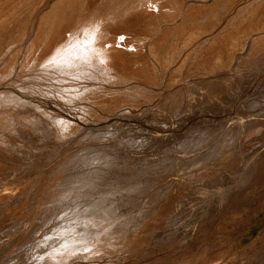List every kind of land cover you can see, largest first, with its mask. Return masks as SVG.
<instances>
[{
    "label": "rangeland",
    "instance_id": "obj_1",
    "mask_svg": "<svg viewBox=\"0 0 264 264\" xmlns=\"http://www.w3.org/2000/svg\"><path fill=\"white\" fill-rule=\"evenodd\" d=\"M214 1H185L186 6L191 3V5L194 3L195 7L197 4L198 6L203 4V7L205 4L208 5L212 16L213 14L214 17L218 15L214 20L216 24L214 22L215 26L210 33L209 31L206 34L200 33L201 38L196 33L191 35V37L196 35L194 38L197 37V39L195 40L192 37L190 43L183 42L189 44L187 47L181 43L184 50L165 66L166 68L163 67L162 61L156 58L157 62L151 57L146 42L147 44L143 50L147 62L146 66L148 64L150 68L153 66L154 69L147 68L153 71V74L156 73L155 78L158 76V83L152 84V82H146L139 78H133L131 81L125 82H112L107 79L101 70L98 71L88 67L89 69L85 70L84 73L67 74L57 71L38 76L34 79L35 83L33 82V84L35 85L31 84L36 89L32 87L31 89L30 86L29 88H23L19 87L24 85L23 81L20 85V73L17 77L14 75H18V72L23 69L21 67L17 71V68L22 66V57L29 51L27 46L28 43L32 42L33 34H31L32 38L30 37L29 41L26 42V47H22V51L19 45V49L17 46L12 47L11 54L8 51L3 52L4 55L0 54V57L3 55L2 59L0 58V73L2 72L4 76H2V73L0 74V88L3 87L7 90L10 88L12 91L15 90L19 94L21 93L20 99L16 97L15 100L2 106L3 109L5 107L4 110L0 108V114L10 123L5 124L2 122L3 125L2 123L0 125V140H2L0 141V208L3 205V207L8 206L7 209L11 211L9 214H0V242L2 243H0V250L3 249L0 251L1 264H16V261L13 263V258L16 259L15 256L17 255L15 253L16 248L15 251L9 250V247L8 251L7 248H4L7 239L13 234L8 230L12 225L9 221H14L16 217L32 212L34 207L40 204L42 196L39 195V191H36L39 186L36 187L34 184H40L41 181L46 182L49 177L54 175L56 168L67 157L85 155L88 160L80 168L86 170L88 165H101L105 161L103 159L112 152L118 155L116 164L108 167L103 175L105 179L109 177L113 183L109 189L100 191L99 195L108 196L116 212L103 223H98L96 220L90 219L89 216L81 215L80 218L75 219V216L80 212L79 210H91L94 204L91 199L75 200L69 198L68 202L64 203L66 209L63 213V217L67 218L68 225L66 224L64 227L52 222V225L45 227L46 229L40 233L39 239L41 237L40 240L49 237L58 239L61 251L67 244L66 241L69 236L74 235V226L83 222L89 227L90 223L97 222L96 225L102 224V228L96 239L100 244H105L104 241L109 243V241L115 239L117 241H114L116 248L113 247V243H110L115 251L105 255L101 254L103 257L100 256L101 258L99 257L100 259L97 260L83 258L67 264H264V47L260 45L261 41L255 42L256 45L253 47L254 41L252 39L254 36L255 38L261 37L259 35L263 36L264 32L256 36L254 32L257 31H253L248 38L246 37V41L235 42L236 47H231L233 44L231 40L230 47L231 49L234 47L235 50L232 49V51L228 47L230 55L225 54H228V51L223 52L224 59L222 58L213 64H211L212 62L209 63L212 68L208 64V66L204 65L205 67L201 64L203 68L197 65L198 61L202 62L203 55L201 53L204 50H207L208 53L204 51L203 54H211L210 52L216 44L212 42H215L217 36H229L238 28L240 22L242 24L243 21L245 22L246 19H251V17L256 19L258 14L251 13V6L257 5V3L262 6L264 0H255L254 2H251L252 0H235L233 6L231 5L229 9L224 10L219 7L220 4L216 1L214 4ZM11 8L7 11H11ZM215 12H220L221 17ZM183 16L185 17V14L180 17L176 16L175 23H179ZM195 17H198V15ZM249 19L246 20L247 23L250 22ZM163 22L166 23L167 21ZM170 22L167 23L172 25L174 20H170ZM165 23L160 27L161 30L167 27L168 24ZM170 25L169 27H171ZM144 29L140 25L131 27L130 34L135 35L144 32ZM161 30L156 33H161ZM252 35L254 36L252 37ZM263 42L264 40H262ZM203 43L205 46H203ZM209 43L213 44L209 45L210 48L208 47ZM202 47L209 48V50H203ZM255 48L262 52L254 53L257 50H254ZM15 51L18 53L17 56H15ZM213 52H215L214 49ZM187 55L190 56L185 57ZM252 55L254 58H252ZM244 58L251 60L248 61L249 63H243ZM7 60L11 61L8 63L9 66ZM223 60L225 65L222 64ZM11 63L15 67L13 64V67L10 66ZM151 64L153 65L151 66ZM7 66L9 67L8 70H6ZM10 67L14 68L13 72ZM9 70L10 74L8 76L13 73L11 77H15L16 81L11 82L9 81L10 77H6L5 74H8ZM161 70H164L161 73L162 75L160 74ZM170 79H173V82H170ZM37 83L42 85L41 88H38L40 86ZM136 85L142 88H140L141 91L139 90L142 94L138 92L139 88ZM39 89L43 91L40 93L41 90L38 91ZM118 90L125 92H115ZM142 90H146L144 91L146 94ZM110 92L113 93L112 96H108ZM126 92H128L129 97H126ZM114 94L115 96H113ZM136 94H138V97H136ZM68 95L71 101L63 98ZM117 95L121 96L120 99L124 102L128 100L125 103L122 102L124 104L121 103V106H119L120 104L110 100V98H115ZM174 95L177 96L175 99ZM10 103H13L14 106ZM51 115H54L58 120L51 118ZM64 119L73 123V130H68V127L60 122ZM240 119L241 121H239ZM236 120L242 124L240 123V125ZM238 124L239 127H237ZM200 129L203 131L209 129L208 132L205 131V134L211 130L214 135H211L210 132L209 136L212 137L204 135L203 145L195 146L197 148H188V142L192 141L190 137L200 136L197 133ZM232 129L235 131H232ZM92 145H97V147ZM89 146L91 147L88 148ZM183 155L185 156L183 157ZM167 156L168 158L172 156L173 163L176 162L172 166V170L170 167L169 172L166 169H161V167L158 168ZM176 157H178L177 160ZM181 158L185 161H180ZM159 162H161L159 166H153L154 168L149 166L151 173L155 171L153 174L150 173V182L152 183L149 187L147 186L148 189L144 187L146 189L139 192L136 185L129 189L128 194V192L125 193V190L119 188L120 183L118 181L120 179L124 177L139 178L149 168L146 167L147 164ZM178 162L186 163L178 164ZM71 165L64 171L67 173L79 171L78 165L74 164L76 167ZM142 168L143 170L140 171ZM152 168L154 170H151ZM67 169L68 171H66ZM75 169L77 170L75 171ZM56 173L55 175H58V172ZM59 173L62 174L60 171ZM145 173L149 175V172L145 171ZM148 175L143 176L148 177ZM164 184L166 186L165 191L151 200L153 191ZM43 186L39 189L42 190ZM26 194H31V197L27 200L22 201L21 198H17L19 195H24L22 197L24 199L27 196ZM130 194L132 196H143L142 198L145 201L147 200L145 202L146 210L144 208L142 214L139 213V205L126 200L128 195L131 197ZM99 195L98 197H101ZM57 216V219L60 218L59 214ZM121 217L123 219H120ZM144 226H147L146 230ZM88 227L87 229H89ZM105 229L108 231H105ZM144 232L148 233L145 234ZM109 235L112 237H109ZM146 236H149L148 239L145 238ZM97 240L94 241L98 243ZM108 243L106 242V244ZM100 244L98 245L100 246ZM102 244L100 248L107 246ZM19 245L21 246V243ZM20 246L16 245L17 248ZM20 248L23 249V246ZM64 249L61 253L65 252ZM47 261L45 260L44 264ZM49 261L47 264L51 263ZM55 262L54 264H65L62 263L64 261Z\"/></svg>",
    "mask_w": 264,
    "mask_h": 264
},
{
    "label": "bare ground",
    "instance_id": "obj_2",
    "mask_svg": "<svg viewBox=\"0 0 264 264\" xmlns=\"http://www.w3.org/2000/svg\"><path fill=\"white\" fill-rule=\"evenodd\" d=\"M185 1L186 0H0V54H3V52H5V51H8L10 53V50H12V47H15V46L18 47L19 45L21 46V48L18 47V49L19 48H20V50L23 49L24 46L26 47V45H25L26 42L29 41L30 37L32 36L31 34H33L32 42L30 44L28 43V46H27L29 48V51L27 52L25 50L26 48L24 49L27 53L26 54L24 53L25 56H23L21 59L22 60V66H19L20 68H17V71L19 69H21V67H23V69L21 72L20 71L18 72V75H14L17 77V76H19V73H20V76H19V77H21L20 85L23 82H24L23 83L24 85H21V86H19V84H17V85L19 87H23V88H25V87L29 88V86H30V88L31 87L34 88V86H31V84L35 85V84H33V82H34V79L38 76L46 75L48 73H53V72H57V71L67 73V74H71V73L77 74L76 72L84 73L85 70H87L89 68L96 69L98 71L101 70V72L103 74H105L107 79L112 81V82H125L128 80L131 81V79H133V78H136V79L139 78V79L145 80L146 82H152V84H153V83L157 82L158 76H157V78H155L156 73L154 72V74H153L152 73L153 71L149 70V68H150L149 64H148V66H146L147 62H146V58H144L143 50H144V47L147 43H148L147 48H148V50H150L149 53H150L151 57L153 59H155V61H157L156 58L159 59L160 61H162L161 63L164 65L163 67H165L172 60H174L178 56V54L180 52H182V50H184L182 48V44L190 43V40L192 39V37L194 38L196 35L198 36L200 33L206 34V33H208L207 31H209V33H210V31H212V29L214 28V26L216 24V22L214 20H215V18H217L218 15L216 17H214V14H213V16H212V12L208 9V5L205 4L207 1L206 2L204 1L205 2L204 4L206 7L205 6L203 7L202 3H200V4H202L201 6L200 5L198 6V4L197 5L195 4L196 7L194 6V3H193V5H191L192 3L191 4L189 3L190 5L186 6ZM188 1H190V0H188ZM197 1L202 2L203 0H197ZM215 1L218 4H220L219 7L222 10H224L226 8L229 9V7L233 4V2L235 0H215ZM215 1H214V4H215ZM254 1L255 0H252L251 2H254ZM260 1H262V0H260ZM259 4L257 3V5H255V6L252 5L253 7L251 6V13L254 15L258 14L256 19H254V17L253 18L251 17L253 22L251 21V19L248 18L250 20V22L248 21V23H247L246 20H248V19H246V20L244 19L245 22L243 21L242 24L240 22L239 23L240 27L238 26V28L235 29V31L232 34H230L229 36H224V35L223 36L221 35L220 37L217 36V38H216L217 40L214 37L215 42L210 41L212 43H216V44H214L215 46H213L214 47L213 49L215 52L212 53L213 49L212 50L210 49L211 52L210 51L209 52L211 54H207L208 51L204 50V49L209 50V48H210L209 45L212 43L208 44L209 48L202 47L205 52L207 51V53L203 54L204 51L202 50L203 52L201 53V55H203V59L201 58L202 62L200 63V61H198L197 65H200V67H202L201 66V64H202L203 67H205L204 65H207V64L209 65V63H211V62H212L211 64H213L214 62L216 63L220 59L225 58V57H223V52L228 51V54L227 53H225V54L229 56L230 50H232L234 48L233 47L231 49V47L232 46L236 47L235 42L238 43L239 41L241 42V40L246 41V39L249 37V34L252 33L253 31H257V32H254L256 36L258 34H262L264 32V7H262V6H264V4L262 6H260ZM209 5H211V3H209ZM249 6H250V4H249ZM10 7H12L11 8L12 10L7 11V9H9ZM243 7H246V6H243ZM247 9H248V6H247ZM213 10H214V8H213ZM219 13H216V14H219ZM178 14H180V15H178ZM184 14H185V17L183 16L182 19L180 18L181 19V20H179L180 22L176 21V22H179L176 24L175 23V20L177 18L176 16L180 17L181 15H184ZM197 15H198V17H195ZM219 16H220V14H219ZM170 20L171 21L174 20L173 23H175V24L172 23V25H170L171 24ZM221 20H222V18H221ZM163 21H167L168 23L170 22V24H168L166 22L168 24L167 25ZM214 22H215V24H214ZM163 23H165L167 25V27L165 29L161 30L160 27L162 26ZM245 23H247V24H245ZM139 25L143 26V28H145L144 29L145 31L141 32V33L140 32L136 33L135 35H131L130 34V28L135 27V26H139ZM166 25H164V26H166ZM169 25L171 27H169ZM217 25H218V21H217ZM113 27H114V29H113ZM15 30H16V33H15ZM160 30H161V33H156V32H159ZM195 33H196V35L191 37V35H194ZM142 34H144V35H142ZM253 36L254 35H252V37ZM259 36H261V37L255 38V36H254V38H252L250 36V39L252 38L254 41L253 47L256 45L255 42H257V41H259V42L261 41L260 45H262V47H264V44H263L264 42L262 43V40H264V35L263 36L259 35ZM199 37H200V35H199ZM208 38L209 37H207V39ZM194 39L196 40L197 37ZM233 39H235V40H233ZM187 40H188V42H186ZM208 40H210V39H208ZM201 41L205 43V41H203V40H201ZM221 41H223V42H221ZM230 41L233 42V44L230 43ZM191 43H192V41H191ZM204 43H203V46H205ZM244 44H245V42H244ZM179 45L181 46V48L179 47ZM188 45L189 44H184V46H186V47ZM230 45H231V47H230ZM257 45H259V44H257ZM251 46H252V43H251ZM228 47H230L229 48L230 50H228ZM259 49H260V46H259ZM20 50H18V51H20ZM233 50H235V49H233ZM254 50H256V51H254ZM254 50H253L254 53L255 52L258 53V51H261V50H258V48H255ZM194 51H196V50L194 49ZM8 52H6V53L8 54ZM190 52H192V51H190ZM190 52H188V53H190ZM254 53H253V55H254ZM7 54H6V56H7ZM15 54L14 55L17 56V54H18L17 51H15ZM19 54H20V52H19ZM251 54H250V56H251ZM14 55H12V57H14ZM226 55H224V56H226ZM189 56L190 55H187L185 57H189ZM195 56H197V55H195ZM12 57H11V61H12ZM18 57H19V55H18ZM252 58H254V56ZM244 59H245V61L243 60V63L251 60L248 58H244ZM246 59H248V60H246ZM13 60H14V58H13ZM16 60H17V57H16ZM11 61H8L7 65ZM160 61H159V63H160ZM13 62L16 64L15 61H13ZM224 62L225 61L223 60V63H222L223 65H225ZM12 64L13 63H11L10 66H12ZM20 64H21V62H20ZM16 65H18V64H16ZM152 65L153 64H151V66ZM8 66H7L6 70H8V68H9ZM13 66H14V64H13ZM160 66H161V64H160ZM249 66H251V65H249ZM5 67H6V64H5ZM5 67H4V69H5ZM147 67H149V68H147ZM154 67L156 68V66H154ZM163 67H162V69H163ZM195 67H196V65H195ZM209 67H210V65H209ZM222 67H221V69H222ZM152 68H153V66H152ZM152 68H150V69H152ZM197 68H199V66H197ZM210 68H212V67H210ZM4 69H3V72H4ZM159 69H161V68H159ZM10 70H12V72H13L14 68L10 67ZM10 70L8 71L9 73L6 71V73H8V74H5L6 77L10 74ZM156 71H158V70H156ZM161 71H160V74L163 73L164 70L162 72ZM191 71H193V70H191ZM239 71H240V69H239ZM173 72H175V71H173ZM12 74L13 73H11V76H12ZM90 74H91V72H90ZM92 74H94V73H92ZM160 74L158 73L159 76H160ZM172 75H173V73H172ZM2 76H3V73H2ZM11 76H8V78L10 77L9 81H11V82L16 81L15 80L16 78L15 77L12 78ZM244 77H242V78H244ZM160 78H159V80H161ZM181 78H182V76H181ZM175 79H176V76H175ZM6 80H7V82H9L7 78H6ZM18 80H19V78H18ZM172 80L170 79V82H173ZM182 82H184V81H182ZM171 85H172V83H171ZM39 86L40 87H38V88H41L42 85H39ZM213 86H214V84H213ZM140 88L138 89V92H139V90L141 91L142 88L141 89ZM34 89H36V88H34ZM43 89L45 90V88H43ZM77 89H79V88H77ZM40 90L41 89H39L38 91H40ZM20 91H21V89H20ZM24 91H25V89H24ZM42 91L43 90H41L40 93ZM130 91H131V89H130ZM133 91H136V90H133ZM144 91H146V90H144ZM144 91L142 90L143 93H144ZM35 92L38 93L37 91H35ZM50 92H52V91H50ZM115 92H122V91L118 90ZM123 92H125V91H123ZM139 93L142 94L141 92H139ZM20 94L15 90L12 91L10 88L8 90L3 88V87L0 88V106H1L0 108L3 109L2 106L5 103H9V102L15 100L16 97L19 98L21 96ZM31 94H32V92H31ZM46 94L48 95L47 91H46ZM109 94H108V96H112L113 93L110 92ZM127 94H128V92H126V95ZM129 94H131V93H129ZM138 94H136V97H138L137 96ZM144 94H146V93H144ZM149 94H147V95H149ZM132 95H134V94L132 93ZM42 96H44V95H42ZM113 96H115V94ZM80 97H82V96H80ZM116 97L115 98L112 97V98H110V100L113 102H116L117 104H120L119 106H121V103L124 101H122V99H120L121 96H118L119 98L118 97L116 98ZM126 97H129V96L127 95ZM175 97H177V96L174 95V99H175ZM63 98L66 100H70L69 95L66 97H63ZM19 99H17V100L21 101ZM146 99H147V97H146ZM134 101H135V98H134ZM14 102H16V101H14ZM18 103H20V102H18ZM124 103H122V105ZM11 105H13V103ZM131 106H133V105H131ZM4 109H5V107H4ZM45 109H43V110H45ZM12 113H14V112H12ZM8 118H11V117H8ZM51 118H56V117H54V115H51ZM56 119L58 120V118H56ZM248 120H246V122H248ZM239 121H241V119ZM239 121L237 122V120H236L237 123H239ZM2 122L5 124H10L9 121L5 120V118L2 116V114H0V125ZM11 122H13V121L11 120ZM56 122H58V121H56ZM60 122H63L64 125L66 127H68V130H73L74 125L71 121L64 119V120H61ZM3 123H2V125H3ZM21 124H22V122H21ZM239 124L237 127H239ZM243 126H245V125H243ZM205 128H207V127H205ZM205 131L208 132L209 129L205 130ZM205 131H203L201 129L199 131H197L198 135H200V136H197L196 134H195L196 136H193L194 135L193 134L192 135L193 137H190V139L192 141L191 142L187 141L189 143L188 148L195 147V146L198 147L202 143L204 144V142H203L204 141V135L209 136L210 132H211V135H214V132L211 130L207 134H205ZM232 131H235V130L232 129ZM233 134H235V133L233 132ZM158 136H156V137L158 138ZM156 137H154V139H156ZM209 137H212V136H209ZM0 141H2V140H0ZM5 141H4V143H5ZM161 141H163V140H161ZM164 143L167 144L166 142H164ZM92 146L97 147V145H92ZM90 147L91 146H89L88 148H90ZM197 147H195V148H197ZM168 150L170 151V148ZM117 156H118L117 153L112 152L103 159V160H105V161H103V163H102V161H100L102 163V164L100 163L101 165H99V166L88 165V169L86 167V170H83L80 168V167H82L83 163L87 162V160H88L85 155L67 157V159L65 161L60 163V165H59L60 168H59V166L56 168L54 175L57 174L56 172H58V175H55V176L53 175V176L49 177L47 179L48 181L46 180V182L41 181L40 184H34V186H36V187L37 186L41 187L42 185H44L42 187V190L39 189V187H37L38 189L36 190L37 192L39 191V195L42 196V197L40 196L41 197L40 204L36 205L34 207V210H32V212L24 214L21 217L20 216L16 217L14 219V221H9L12 225L8 228V230L10 232H12L13 234L11 237H9L7 239L8 241H7V244L5 243L6 247H4V248H7V251H8V247H9V250H14L16 248L17 252L15 250L14 251L17 255L15 253H13L16 255L15 256L16 259L13 258L14 259L13 263H15V261H16V264H44L45 260L49 261V259H50V261H51L50 264H54L55 261L56 262L57 261H61V262L64 261L62 263L67 264L69 262L70 263L75 262L76 259L81 260L83 258L84 259L87 258L90 260H97V259L101 258L100 257V256H102L101 254L105 255L106 253L109 254V253H111V252L113 253V251H115L113 249V247H115L114 246L115 239H114V241L111 239L113 242L109 241V243H108V241H106L108 244H106V242L104 241V243L107 246H104L105 244L101 243L104 246V248H100L101 244L96 238H98L97 237L98 232L101 230L102 224L96 225V223L97 222L103 223V221L109 219L116 212V211H114V206L111 204V200L109 199V197L103 196V195L101 196L99 194L101 193L100 191L109 189L112 186L113 181H111V179L109 177H106L108 179H105V176L103 175V173L108 167L116 164V160L118 158ZM184 156L185 155H183V157ZM171 157L172 156H169V158H168V156H167V158H165V160H164L165 162L163 161L161 166H159L161 163V162H159V163L147 164L148 166H146V167L159 166L158 168L161 167V169L162 168L164 170L166 169V171L169 172L170 167L172 170V166L176 163V162L173 163V160ZM177 158L178 157H176V160H177ZM187 158H189V157H187ZM170 159H171V161H170ZM188 160H186V161H188ZM180 161H185V160H182V158H181ZM182 163L178 162V164H182ZM184 163H186V162H184ZM71 164L78 165L77 168L79 167V169H78L79 171L74 172V173L73 172H70V173L65 172L64 170L66 168H68ZM73 165H71V166L73 167ZM150 167L147 170L144 169L145 171H147V173L149 172V175L146 174L145 171L143 172V175H148V177L143 176V175H141L139 178L138 177H132V178H130V177L125 178L124 177L123 179H120L118 181L120 183V187L119 186L118 187L122 190H125V193L128 192V194L130 192L129 189L135 187L136 185H137L136 188H138L139 192L144 191L147 188V186L149 187L150 184L152 183V182H150V177H151L150 176V173H151ZM143 168L140 171H142ZM153 168L151 170H154ZM156 169H157V167H156ZM76 170L77 169H75V171ZM59 171L62 174H60ZM63 171H64V173H63ZM66 171H68V169ZM69 171H71V170H69ZM154 171H152L151 174H153ZM159 171H160V169H159ZM1 172H2V170H1ZM144 187H146V188H144ZM165 187H166L165 184L160 185L159 188H157L153 191V195L151 196L150 199L153 200V199L157 198L160 194H162L165 191ZM133 194H135V193H133ZM28 195L26 197H24V199H22V197L24 195H21V196L19 195V197H17V198H19V199L21 198L22 201L27 200L28 198L31 197V194L29 196ZM98 195L101 197H98ZM130 195H131V197L129 195H128L129 197L126 195L127 196L126 200H128V202L139 205L138 206L140 209L139 213H141V212L143 213L144 208L146 207L145 202L147 200L145 201V199L142 198L143 196H138V195L132 196V194H130ZM69 198H72L75 200L91 199L93 201V204H94L93 208L91 210H85V209L79 210L80 212L78 213L77 216H75V219L80 218V216L82 215V216H87V217L89 216L90 219H94L97 222L90 223V221H89V223L91 224V225H89V227L86 224H84L83 222H80L79 224L74 226L73 227L74 235L72 237L69 236L68 240L65 237L67 240L66 241L67 244L65 245V247L63 246L65 248V249L63 248L65 250V252L61 253V251L63 249L61 248L62 250L60 251L58 239H54V238L49 237L47 239L40 240L42 237L39 239V236H40V233H42V231L44 229H46L45 227L52 225V222H55L58 225H63L65 227V225L67 224V220H66L67 218L65 219L63 217V213L65 212L64 210L66 209V207L64 206L66 204H64V203L68 202ZM3 206H2V208H0V214L1 215L3 213L9 214V212H11V211L9 209H7L8 206H5V207H3ZM28 209H30V208H28ZM31 209H33V208L31 207ZM69 209H70V207H69ZM145 210H146V208H145ZM72 212H74V211H72ZM58 214H59L60 218L57 219ZM137 217H138V215H137ZM6 219H7V217H6ZM120 219H123V218L121 217ZM81 220H82V218H81ZM56 224H54V225H56ZM141 225H142V223H141ZM145 225H147V224H145ZM59 227H58V229H59ZM87 227L89 229H87ZM146 227L144 226L145 230H146ZM69 229H72V228H69ZM52 230H53V227H52ZM138 230H139V228H138ZM105 231H108V230L105 229ZM142 231H143V229H142ZM139 232H140V230H139ZM148 232H146V233H148ZM114 235H116V234H114ZM140 235H141V233H140ZM142 235L144 236V234H142ZM44 236H46V235H44ZM137 236H138V234H137ZM56 237L58 238L57 235H56ZM100 237H102V236H100ZM109 237H112V236L109 235ZM134 237H135V235H134ZM139 237H141V236H139ZM148 237L146 236L145 238L148 239ZM59 238H61V237H59ZM103 238H105V237L103 236ZM131 238H133V237H131ZM141 239H142V237H141ZM94 240H97L98 243ZM99 240L101 241V239H99ZM103 240H102V242H103ZM106 240H107V238H106ZM117 240H118V238H117ZM131 240H134V239H131ZM136 240H138V239H136ZM3 241H4V239H3ZM62 241H61V243H62ZM22 242H24V243H22ZM115 242H117V241H115ZM20 243H21V246L19 245ZM110 243H113L112 244L113 247ZM98 244H100V246ZM16 245H18L20 247L23 246V249H21L20 247L17 248ZM2 250H0V251H2ZM29 251H31L32 253ZM47 262H46V264H47Z\"/></svg>",
    "mask_w": 264,
    "mask_h": 264
}]
</instances>
